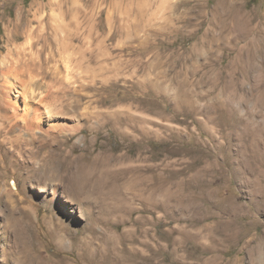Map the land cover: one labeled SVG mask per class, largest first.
I'll return each mask as SVG.
<instances>
[{
    "label": "rangeland",
    "instance_id": "obj_1",
    "mask_svg": "<svg viewBox=\"0 0 264 264\" xmlns=\"http://www.w3.org/2000/svg\"><path fill=\"white\" fill-rule=\"evenodd\" d=\"M20 93L49 117L0 131V264H252L264 0H0Z\"/></svg>",
    "mask_w": 264,
    "mask_h": 264
},
{
    "label": "bare ground",
    "instance_id": "obj_2",
    "mask_svg": "<svg viewBox=\"0 0 264 264\" xmlns=\"http://www.w3.org/2000/svg\"><path fill=\"white\" fill-rule=\"evenodd\" d=\"M11 63H12L13 68H15L17 72H12L11 69H9L8 71H6L5 69L3 70V76H4V78H6L5 82L7 84H10V83H8L7 78L9 76H11V73L17 79L19 77V75L23 72L22 69L14 61ZM10 86H11V84H10ZM6 97H8L10 99V105H9V108L3 107L2 104L0 106V131L5 132L7 135H9L11 133L15 134L18 131H27V132L31 133L33 136H35L39 133L45 132L43 130V128H44L43 127V119L45 117H49V111H47L46 108H44L45 110H42L41 108H34L33 109L31 107L30 103L28 102L26 94H24V93H20V95L16 96V99L17 98L22 99V106H19L15 99L10 98L9 96H6ZM41 101H43V100H41ZM38 107H40V106H38ZM50 126L51 127L49 129H52L53 127H55V124H51ZM46 128H48V127H46ZM49 129H48V131H49ZM16 138H19V136H17ZM13 141L14 140H12V142ZM74 187H76V186H74ZM42 188H44V187H42ZM41 190H42V192L46 193L45 198L48 199L47 200L48 206L49 207L52 206V202L54 200H56L57 197L59 196L58 188L52 187L50 189H46V190L41 189ZM6 195H8L9 199H11L13 197V194L10 191H8L6 193ZM1 196H0V199H1ZM148 198H150V197H148ZM260 198H262V197H260ZM66 201L71 204L70 200H66ZM235 219H237V218H235ZM57 220L59 223L61 222V219L60 220L57 219ZM230 224H231V222H230ZM61 225H63V224H61ZM230 226H232V224ZM247 235H248V232H246L244 236L247 237ZM242 240H243V238H242ZM216 252H217V250H216ZM250 257H251V263L252 264H264V236H263L261 242L252 250ZM233 263L234 264H241V261L237 257L236 259H234Z\"/></svg>",
    "mask_w": 264,
    "mask_h": 264
}]
</instances>
